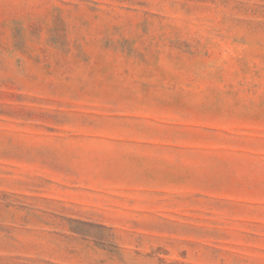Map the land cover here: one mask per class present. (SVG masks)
Here are the masks:
<instances>
[{
  "label": "rangeland",
  "instance_id": "374dc122",
  "mask_svg": "<svg viewBox=\"0 0 264 264\" xmlns=\"http://www.w3.org/2000/svg\"><path fill=\"white\" fill-rule=\"evenodd\" d=\"M0 264H264V0H0Z\"/></svg>",
  "mask_w": 264,
  "mask_h": 264
}]
</instances>
